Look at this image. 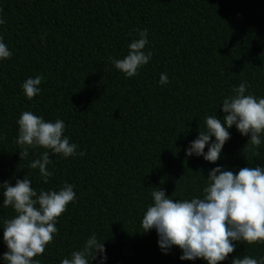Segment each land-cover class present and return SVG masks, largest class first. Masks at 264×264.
<instances>
[{
  "label": "trees",
  "instance_id": "obj_1",
  "mask_svg": "<svg viewBox=\"0 0 264 264\" xmlns=\"http://www.w3.org/2000/svg\"><path fill=\"white\" fill-rule=\"evenodd\" d=\"M0 18L12 53L0 62V183L25 175L37 192L75 186L40 264H59L93 232L104 240L106 264H203L180 261L175 247L162 254L155 231L142 232L140 221L153 188L188 198L200 194L212 167L264 163V141L253 154L234 126L216 164L184 153L206 115H223L220 102L241 81L264 96V0H0ZM139 29L148 31L152 58L125 79L109 57L126 55ZM161 73L167 85L158 84ZM37 74L41 92L27 100L20 85ZM24 110L63 120L85 152L50 154L47 184L28 167L43 149L20 158L14 143ZM13 215L0 208V224ZM2 237L0 230V255ZM234 255L262 256L264 243L238 245L228 259Z\"/></svg>",
  "mask_w": 264,
  "mask_h": 264
},
{
  "label": "clouds",
  "instance_id": "obj_2",
  "mask_svg": "<svg viewBox=\"0 0 264 264\" xmlns=\"http://www.w3.org/2000/svg\"><path fill=\"white\" fill-rule=\"evenodd\" d=\"M4 23L0 18V25ZM44 36H41L42 43ZM147 45V29L136 30V37L127 44L126 55L119 59L109 57V60L125 79L132 78L152 58V51L146 50ZM11 55L0 37V62ZM42 80V75L37 74L21 83L27 100L40 94ZM167 83L166 73H161L158 84ZM246 89V82L241 81L223 97L218 106L223 114L220 118L216 114L204 117V127L198 129L195 139L184 148L186 158L202 157L205 162L216 164L233 126L241 137H248L245 146L255 154L264 141V96H255ZM15 123L14 143L22 149L18 152L20 158L27 156L29 149H43L28 167L38 169L45 184L53 175L48 167L52 163L50 154L61 159L85 155L65 135V123L59 118L48 121L24 110ZM202 177L204 184L200 194L188 198L173 199L166 196L162 188H153L152 202L140 221L142 232L154 230L161 253L168 254L175 247L180 252V261L220 264L228 260V264H264V255H234L228 259L238 245L264 243V163L254 165L253 162L252 166L247 164L238 169L217 165L208 171L206 178ZM31 185L25 175L16 179L14 185L7 180L0 183V208L10 207L14 212L0 224L7 249L0 255V264H40L38 257L58 231V218L67 205L76 200L75 186L71 183L39 192ZM93 260L96 264H106L107 260L104 240H99L94 232L80 247L62 257L59 264H91Z\"/></svg>",
  "mask_w": 264,
  "mask_h": 264
}]
</instances>
